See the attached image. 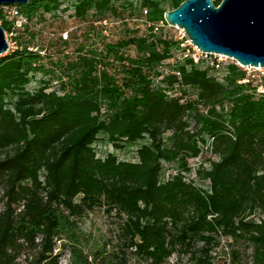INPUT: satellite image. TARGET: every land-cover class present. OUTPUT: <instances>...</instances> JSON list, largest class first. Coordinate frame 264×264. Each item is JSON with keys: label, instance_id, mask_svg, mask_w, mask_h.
<instances>
[{"label": "trees", "instance_id": "16d2710c", "mask_svg": "<svg viewBox=\"0 0 264 264\" xmlns=\"http://www.w3.org/2000/svg\"><path fill=\"white\" fill-rule=\"evenodd\" d=\"M184 1L75 0L74 16L88 24L83 39L60 36L47 46L31 26L15 29L0 7V26L19 45L0 57V264H21L28 250L23 264H60L65 252L68 264H126L130 250L151 264L176 252L213 264L218 236L232 241L231 264H242L241 242L252 264H264V78L254 85L231 63L219 79L217 67L185 55L157 27ZM61 5L16 7L32 22ZM135 16L144 18L143 34L128 27ZM88 17L120 20V36H105ZM98 142L136 148V161L99 158ZM205 148L215 159L195 171L208 183L202 188L186 175ZM169 164L175 170L165 180ZM97 208L120 220L115 251L81 230Z\"/></svg>", "mask_w": 264, "mask_h": 264}, {"label": "rangeland", "instance_id": "374dc122", "mask_svg": "<svg viewBox=\"0 0 264 264\" xmlns=\"http://www.w3.org/2000/svg\"><path fill=\"white\" fill-rule=\"evenodd\" d=\"M75 0H61V7L55 15L47 14L43 17L42 20L37 18L32 22H29L31 26V31L39 33V38L37 40L38 46L45 45L47 46V42H54L58 37H62L63 35L67 34L68 37L74 36L77 38L76 40L83 39V34L88 30L87 23L76 18L74 16V9L73 4ZM145 14V12H143ZM126 18V17H125ZM90 24H93L95 27H103L107 28V33L105 36H110L109 38L116 39L120 36L121 28L123 25L120 20H114L112 17H107L104 21L101 22H93L90 17H88ZM126 22L129 28L139 30L140 34L145 32V23L144 18H136L130 17L126 18ZM159 28H163L164 34L169 37H172L176 41L182 42V48L185 49L184 54L189 55L193 53V48L189 44V40L187 36L184 34L183 30L178 29L176 27H170L167 24H159ZM17 33L14 32L13 35L10 33H6V38L10 44V49L7 54L16 50L19 45L18 41L15 39ZM75 40V39H74ZM33 50L38 48L31 46ZM74 50V45H71L68 49L69 52ZM6 54V55H7ZM133 55V52H130ZM182 56L181 52H176L177 58ZM167 62V63H171ZM207 64L211 62V60H204ZM235 63V61L229 58H223L220 61V67L216 68L214 75L221 79V70H224L228 64ZM166 67L164 66V69ZM242 69V68H241ZM246 72L247 78L253 80V84L257 85L260 84L261 80L264 78V69H254V68H247L242 69ZM42 77L40 75H36L33 82L28 87L30 90L34 91L37 89L40 84L39 80ZM50 77L47 76L45 80H48ZM56 83H53L51 90L56 89ZM261 89L258 87V90ZM50 91V90H49ZM95 150L97 152V156L99 158H104L109 153H115L119 160L121 161H129L134 162L136 161V148H125L124 150H115L112 145L105 143V142H98L95 144ZM214 154L210 152V149H204L202 155L197 159H191L189 161L191 168L193 169V173L191 175H186V178L189 180H193L195 185L202 188H207L208 183L201 182L198 177L195 175V171L199 168H207L208 161L214 160ZM175 166L174 164H169L164 166L165 177L164 179L167 180L171 174L174 173ZM2 189L0 187V211L2 210ZM258 220V218H255ZM119 225L120 220L115 217L113 214H109L105 211L104 208H97L93 212H88L86 216H84L80 221L81 230L85 234L86 240L90 244H97L100 247H105L108 252H112L117 250L121 247L122 241L119 238ZM198 247H201V244H198ZM236 248L239 249L242 255V264H252L250 259L251 250L249 245L241 242L235 245ZM232 249V241L226 237L218 236L216 237V242L212 246L211 257L213 264H231L230 263V251ZM29 254H33L29 250L22 254L18 262L23 264L26 261V256ZM126 264H151L150 260H145L138 258L133 251H127L125 256ZM69 263V254L64 253L60 258V264H68ZM163 264H193L191 259V253L185 252H176L173 254L169 259H167Z\"/></svg>", "mask_w": 264, "mask_h": 264}, {"label": "water", "instance_id": "95a60500", "mask_svg": "<svg viewBox=\"0 0 264 264\" xmlns=\"http://www.w3.org/2000/svg\"><path fill=\"white\" fill-rule=\"evenodd\" d=\"M36 0H0V7ZM185 0L164 20L183 30L200 52L221 55L244 68L264 69V0ZM9 51L0 26V57Z\"/></svg>", "mask_w": 264, "mask_h": 264}, {"label": "built area", "instance_id": "2783aa9c", "mask_svg": "<svg viewBox=\"0 0 264 264\" xmlns=\"http://www.w3.org/2000/svg\"><path fill=\"white\" fill-rule=\"evenodd\" d=\"M3 16L6 20H9L11 22L14 23V28L15 29H21L24 28L25 26H30L29 25V21L27 20L26 17H24L20 11L18 10V8L16 7V5H12V6H2L1 7ZM146 13V12H145ZM157 27H159L157 25ZM14 32H11L10 35H13ZM62 38L64 40L67 39V34L63 35ZM8 42V40H7ZM189 44L191 45L190 41H188ZM9 45V49H10V44L8 42ZM191 47L193 48V53L189 54V56L193 59V61L195 63H199L202 62L204 60H211L210 65H214L215 67L219 68L220 66V61H222L223 58H226L224 56L221 55H212V54H206V53H202L200 52L196 47H194L193 45H191ZM32 50V49H30ZM236 65H238L235 62ZM240 68L242 69H247L244 67H241L240 65H238ZM259 93H264V88H261L258 90Z\"/></svg>", "mask_w": 264, "mask_h": 264}]
</instances>
